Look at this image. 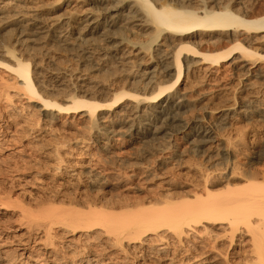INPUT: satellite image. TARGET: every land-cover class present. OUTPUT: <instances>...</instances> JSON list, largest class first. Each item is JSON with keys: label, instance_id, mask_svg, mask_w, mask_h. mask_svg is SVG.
Listing matches in <instances>:
<instances>
[{"label": "bare ground", "instance_id": "obj_1", "mask_svg": "<svg viewBox=\"0 0 264 264\" xmlns=\"http://www.w3.org/2000/svg\"><path fill=\"white\" fill-rule=\"evenodd\" d=\"M21 1L0 2L4 14L0 31L16 32L8 43L0 39V67H8L17 80L12 84L0 80V99L10 104L18 97L40 104L38 111L46 122L61 118L78 126L85 133L81 142L93 143L98 150L114 147L119 137L148 147L163 141L164 150L172 149L178 156L182 151L177 136L192 137L195 145L209 148L218 139L216 127L233 115L234 103L226 112L212 115L215 121L189 122L181 112L188 91L179 86L181 77L200 71L203 80L217 87L215 91H223L230 87L217 84L215 74L238 60L246 67L244 74L264 81V63L259 55L250 57L257 54L253 46L264 48V0H82L88 7L81 11L73 36L66 21L42 7L25 11ZM97 39L104 41L102 47L93 46ZM51 46L71 51L75 66L52 59L42 63ZM116 80L122 81L118 91L111 86ZM241 107L244 114L264 119V102L249 99ZM0 140H7L3 129ZM64 144L58 143L56 154ZM13 145L8 142L0 149L18 151ZM219 150L224 157L230 154L227 145ZM259 155L255 151L252 158ZM62 161L58 156L56 163ZM78 167L57 166L55 172L67 178L95 173L89 160ZM262 177V182L250 183L248 176L242 189H228L229 201L213 200L207 187L193 195L200 199L193 203L164 199L157 203L160 206L135 209L107 201L100 206L85 201L81 208H72L49 205L48 200L49 206L41 210L22 209L13 227H0V264H47L49 257L54 264H146L145 253L153 254L159 264H183L185 260L176 256L189 255L193 246L204 252L194 264H217L221 253L212 241L227 238L229 249L239 233L250 242L246 264H264ZM71 183L66 179L57 185ZM11 195L7 191L0 197V210L14 207ZM216 226L222 234H212ZM64 235L71 254L55 257L51 252L56 250V238ZM195 236L179 252L185 239Z\"/></svg>", "mask_w": 264, "mask_h": 264}, {"label": "rangeland", "instance_id": "obj_2", "mask_svg": "<svg viewBox=\"0 0 264 264\" xmlns=\"http://www.w3.org/2000/svg\"><path fill=\"white\" fill-rule=\"evenodd\" d=\"M21 5L25 11L38 7L48 9L51 15L67 22L71 36L77 30L81 11L88 7L87 2L82 0H22ZM3 19L4 14L0 13V24ZM15 33L12 29L2 30L0 39L8 43ZM92 44L102 47L104 41L97 39ZM255 48L257 54L250 57L259 55L260 62L264 63V56H261L264 48L252 47L253 50ZM43 58L42 63L52 59L59 65L75 66L73 53L55 46H51ZM2 62L8 64L5 60ZM243 64L238 60L228 62L224 70L215 74L217 84L225 83L230 87L223 91H215L217 87L209 80H203L200 71L181 77L179 86L188 90L185 106L181 108L183 119L192 122L203 118L210 122L215 121L212 115L226 112L233 103L235 110H230L233 115L225 125L216 127L218 139L209 148L207 145H195L191 142L192 137L177 136L175 140L182 151L180 156L172 149L164 150L166 143L163 141H153L148 147L129 142L126 137H119L114 147L108 150H98L93 143L81 142L85 133L78 126H69L68 121L61 118L52 123L46 122L38 111L40 104H27L18 97H12L10 104L0 99V129H3L7 138L5 141L0 140V147L13 142V147L18 149H0V197L11 191L14 205L11 211L0 210V227H13L18 223L22 209L37 211L49 205L81 208L80 205L85 201H95L97 206L106 201L126 204L130 209H135L160 206L157 203L164 199L175 202L185 200L180 203L182 205L199 201L193 195L202 194L201 190L206 187L213 200L229 201L231 197H227L225 192L228 189H242L247 184L246 177L251 176L250 183L262 182L264 119L254 114H244L240 106L249 99L264 102V81L255 75L244 74L246 67H242ZM0 80L11 84L17 81L14 72L6 66L0 67ZM246 80L253 83L250 88L244 86ZM111 86L118 91L122 81L116 80ZM62 142L65 144L59 145V153L56 154L54 149ZM224 145L230 150L228 157H224L219 150ZM255 151L260 155L252 158ZM58 156L63 159L60 164L56 163ZM87 160L95 168V173L89 176L67 178L55 172L57 166L77 170L78 164ZM14 166L17 168V172H14L17 173L16 179L12 178ZM66 179L72 181L71 185H57ZM95 181L99 184L92 185ZM206 198L205 195L201 197ZM70 199L80 204L71 203ZM48 200H52L49 205L46 204ZM54 230L60 232L57 228ZM211 232L222 234L219 226L212 227ZM67 238L66 235L56 238V250L51 252L53 256L60 258L67 252L71 254L64 246ZM194 239L197 237L185 239L179 252ZM227 241V238L212 241L215 250L221 253L217 264H246L250 257L248 236L237 234L229 249L226 247ZM190 251L187 256L179 253L176 257L185 260L183 264H194L193 261L204 254L199 246L191 247ZM155 258L151 253H145L143 257L146 264H159ZM53 260L49 257L47 264H54Z\"/></svg>", "mask_w": 264, "mask_h": 264}]
</instances>
